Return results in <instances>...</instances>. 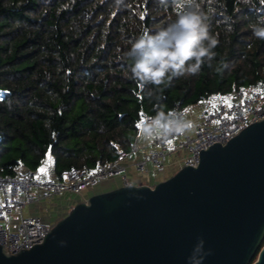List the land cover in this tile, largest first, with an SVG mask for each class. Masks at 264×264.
Masks as SVG:
<instances>
[{
  "label": "trees",
  "instance_id": "obj_1",
  "mask_svg": "<svg viewBox=\"0 0 264 264\" xmlns=\"http://www.w3.org/2000/svg\"><path fill=\"white\" fill-rule=\"evenodd\" d=\"M197 5L212 59L160 85L133 78L132 45ZM262 21L264 0H0V175L92 172L131 150L142 112L259 90L264 39L250 25Z\"/></svg>",
  "mask_w": 264,
  "mask_h": 264
},
{
  "label": "water",
  "instance_id": "obj_2",
  "mask_svg": "<svg viewBox=\"0 0 264 264\" xmlns=\"http://www.w3.org/2000/svg\"><path fill=\"white\" fill-rule=\"evenodd\" d=\"M0 264H264V120L155 186L90 196Z\"/></svg>",
  "mask_w": 264,
  "mask_h": 264
},
{
  "label": "built area",
  "instance_id": "obj_3",
  "mask_svg": "<svg viewBox=\"0 0 264 264\" xmlns=\"http://www.w3.org/2000/svg\"><path fill=\"white\" fill-rule=\"evenodd\" d=\"M5 93L0 92V99ZM197 109L179 107L176 111L185 113L192 122L190 130L183 135L154 138L151 143L137 139L154 118L142 112L131 150L121 151L116 160L95 171L72 167L53 178L21 167L19 176L0 175V246L9 249V254H18L42 244L52 231L54 223L28 216V207L65 195L87 196L100 184L112 180H119L121 186L148 185L152 172L159 178H170L185 166H197L203 150L216 143L224 146L249 126L264 120V86L251 93L235 90L230 95L213 97ZM131 168L140 179L135 184L129 176Z\"/></svg>",
  "mask_w": 264,
  "mask_h": 264
},
{
  "label": "clouds",
  "instance_id": "obj_4",
  "mask_svg": "<svg viewBox=\"0 0 264 264\" xmlns=\"http://www.w3.org/2000/svg\"><path fill=\"white\" fill-rule=\"evenodd\" d=\"M117 2L119 3V0ZM196 8L197 10H188L179 15L158 34H145L132 45L127 56L132 60L133 78L142 83L160 85L168 73L172 76L195 74L200 70L204 57L212 59L214 56L212 49L216 47L217 40L208 34L198 5ZM250 27L254 37L264 39V21L254 23ZM204 41H207L206 45ZM161 44L165 46L158 47ZM190 60H194L195 63L188 64L185 68L186 62ZM192 127L193 124L186 119L185 113L173 111L165 115L159 112L144 126L137 139L151 143L154 138H167L172 134L183 135Z\"/></svg>",
  "mask_w": 264,
  "mask_h": 264
},
{
  "label": "rangeland",
  "instance_id": "obj_5",
  "mask_svg": "<svg viewBox=\"0 0 264 264\" xmlns=\"http://www.w3.org/2000/svg\"><path fill=\"white\" fill-rule=\"evenodd\" d=\"M199 106L190 109L196 111V109L199 108ZM169 176L170 175H167L166 177L168 178ZM158 178L159 177L154 172H152L150 174V180L148 182V185L150 186L156 185ZM77 201H79V199L75 197L72 198V195H65L62 196L61 198H57L52 201L42 202L40 204H36L31 207H28L26 209V214L28 216L43 218L45 220L54 222V224H56L58 221L62 220L71 212V210L76 205ZM42 215H44L45 217H43Z\"/></svg>",
  "mask_w": 264,
  "mask_h": 264
},
{
  "label": "crops",
  "instance_id": "obj_6",
  "mask_svg": "<svg viewBox=\"0 0 264 264\" xmlns=\"http://www.w3.org/2000/svg\"><path fill=\"white\" fill-rule=\"evenodd\" d=\"M196 111H198V109L196 110ZM46 169L44 170V171H42V173H40L41 175H45V176H50V177H53V178H56L57 176L54 174V172H53V169H52V167L49 165H47L46 167H45ZM129 176H130V179H131V181L135 184V183H137V182H139L140 181V179H139V177L137 176V174H136V171H135V169L134 168H131L130 170H129ZM167 178H158V181L156 182V183H159V182H161V181H163V180H166ZM121 186V182L119 181V180H112V181H110V182H106V183H103V184H100L99 186H97L94 190H92V191H90V192H88V194H87V196L85 195V196H83V198H88V197H90V196H92V195H94V194H98V193H102V192H106V191H109V190H112V189H115V188H118V187H120ZM151 186H153V185H151ZM155 186V185H154ZM73 197H75V198H77V199H79V201H77V203H80V202H82L83 200L81 199L82 197L81 196H73L72 195V198ZM76 203V204H77ZM43 217H45L44 215H42ZM43 219V218H42Z\"/></svg>",
  "mask_w": 264,
  "mask_h": 264
},
{
  "label": "snow or ice",
  "instance_id": "obj_7",
  "mask_svg": "<svg viewBox=\"0 0 264 264\" xmlns=\"http://www.w3.org/2000/svg\"><path fill=\"white\" fill-rule=\"evenodd\" d=\"M182 47H183V42H182ZM157 75H159V73H157ZM41 171H44V169H41ZM10 190V189H9Z\"/></svg>",
  "mask_w": 264,
  "mask_h": 264
}]
</instances>
